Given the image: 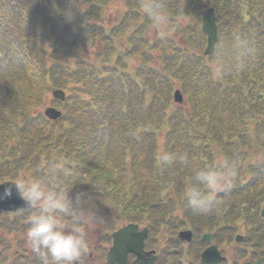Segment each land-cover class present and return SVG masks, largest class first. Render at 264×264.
Here are the masks:
<instances>
[{"label":"trees","instance_id":"1","mask_svg":"<svg viewBox=\"0 0 264 264\" xmlns=\"http://www.w3.org/2000/svg\"><path fill=\"white\" fill-rule=\"evenodd\" d=\"M112 1L0 0V182L44 176L63 162L68 186L76 183L70 195H93L103 230L116 217L148 228L156 264L197 260L206 231L218 245L242 232L237 259L250 251L254 264L264 256V0H165L173 35L152 39L140 0H120L112 26L96 22ZM208 7L218 39L204 56ZM175 87L182 106L172 102ZM52 88L65 92L50 100L62 111L55 121L37 110ZM162 151L186 162L161 166ZM218 157L237 162L233 185L216 194L209 216H193L184 209L192 172ZM30 211L0 214V264H42L22 239ZM182 228L191 229L190 244L175 237Z\"/></svg>","mask_w":264,"mask_h":264},{"label":"clouds","instance_id":"2","mask_svg":"<svg viewBox=\"0 0 264 264\" xmlns=\"http://www.w3.org/2000/svg\"><path fill=\"white\" fill-rule=\"evenodd\" d=\"M140 14L151 22L160 38L168 35L169 16L165 0H140ZM69 20L72 13H66ZM161 166L171 168L185 163L181 153L162 151ZM237 162L221 158L212 166L195 168L190 186L184 193V209L193 216L207 217L215 207V196L228 192L236 176ZM70 173L63 162H52L44 176L21 178L16 189L32 211L26 217L22 234L26 247L40 257L42 264H83L90 251L89 234L96 230L102 217L93 195L87 190L70 195ZM95 187V186H93ZM11 195V189L5 190Z\"/></svg>","mask_w":264,"mask_h":264},{"label":"water","instance_id":"3","mask_svg":"<svg viewBox=\"0 0 264 264\" xmlns=\"http://www.w3.org/2000/svg\"><path fill=\"white\" fill-rule=\"evenodd\" d=\"M201 31L207 38L204 54H212L217 40V30L214 11L211 7L202 12ZM52 95L55 98L63 99V92L60 90H54ZM174 100L181 102V96L178 91L174 93ZM44 114L50 119H56L60 115V112L52 107H48L44 110ZM15 185L16 183L12 181L0 183V212L26 207L25 201L21 198ZM9 188L11 189V195H6L5 190ZM190 236V231H180L178 233L180 239L188 242L190 241ZM146 237L147 228L138 229V225L133 223H127L112 232L111 245L105 255L106 264H127L128 254H132L135 257L131 264H154L156 259L155 250L145 251L143 249ZM202 238L206 241L210 240L209 234L203 235ZM238 238L239 236L236 237V240ZM222 259L223 257L219 255L216 246L213 244L205 248L200 254V261L203 263L215 264L219 263Z\"/></svg>","mask_w":264,"mask_h":264},{"label":"rangeland","instance_id":"4","mask_svg":"<svg viewBox=\"0 0 264 264\" xmlns=\"http://www.w3.org/2000/svg\"><path fill=\"white\" fill-rule=\"evenodd\" d=\"M124 3L120 0H113L112 2H110L106 8V12L105 14L101 17V19H99V23L100 24H105V25H112L113 23H115L117 21V19L119 18V16L121 15V12L123 11L124 7H123ZM157 34V31L155 29L151 30L149 32V38H153L155 35ZM168 34H172V31H168ZM178 37H180V35L178 34L177 35ZM180 38H177V41L179 40ZM124 38L121 39V43L124 42ZM157 64V63H156ZM155 64V65H156ZM50 94H48L45 98V102L43 103V105L41 107H39L37 110L40 111V112H43L44 109L50 105ZM161 136L159 135V144L161 145ZM218 155H220L219 152H217ZM253 157L254 158H259V153L254 150V154H253ZM219 158V157H218ZM250 162H254L253 160H248L247 163H250ZM113 215L116 217V213L112 212ZM123 223H125L124 221H122V218H117L116 217V221H115V224L113 225L112 228L116 229L117 227L121 226ZM239 223L242 224L241 221H239ZM241 230V229H240ZM109 231V230H108ZM106 230H103V226L102 224L100 223L96 230L91 232L89 234V240L91 243H95V248L97 247V245L100 247L96 250H94L96 252V254L98 255L100 252L102 251H106L107 249V242L105 243L104 242V238H103V234L104 232H108ZM112 231V230H111ZM109 231V233L111 232ZM239 234H241L242 232H237ZM10 236H14V239L12 240V242H15L17 241V236L16 235H10ZM104 248V249H102ZM224 255L226 256H229L232 257V253H233V249H232V246H224ZM29 250V249H28ZM90 257L88 258L87 256L84 257V260H85V263L86 264H105V261H104V258L102 257L101 259L93 253H90ZM104 254V253H103ZM99 258V260H97Z\"/></svg>","mask_w":264,"mask_h":264}]
</instances>
